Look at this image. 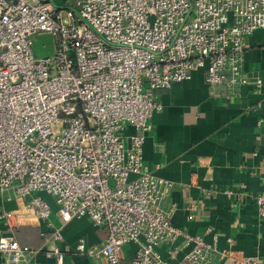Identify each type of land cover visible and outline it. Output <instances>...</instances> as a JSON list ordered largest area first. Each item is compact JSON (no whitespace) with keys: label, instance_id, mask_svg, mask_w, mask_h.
<instances>
[{"label":"built area","instance_id":"built-area-1","mask_svg":"<svg viewBox=\"0 0 264 264\" xmlns=\"http://www.w3.org/2000/svg\"><path fill=\"white\" fill-rule=\"evenodd\" d=\"M58 1L0 0V194L31 196L26 207L48 227L54 224L47 196L64 222L88 217L106 227L100 246L84 238L76 244L78 254L99 263L173 264L190 246L182 261L192 264H264L258 254L220 249L211 226L208 241L174 225L163 206L173 182L143 154L150 118L161 109L157 89L198 69L212 96L231 99L251 82L246 51L250 37L264 30V0ZM36 33L53 35L54 54L34 55ZM252 82L261 89L260 77ZM261 169L254 199L264 216V158ZM18 215L0 210V222L10 226ZM61 239L56 228L52 245L38 249L0 232L3 264H37L40 252L65 264ZM129 243L137 249L125 259Z\"/></svg>","mask_w":264,"mask_h":264},{"label":"crops","instance_id":"crops-1","mask_svg":"<svg viewBox=\"0 0 264 264\" xmlns=\"http://www.w3.org/2000/svg\"><path fill=\"white\" fill-rule=\"evenodd\" d=\"M244 68L251 82L242 85L231 99L212 96L201 69L195 70L188 80L157 89L156 101L161 109L150 118L152 129L147 133L143 154L145 163L157 175L173 182L163 206L171 209L174 225L189 234L204 235L208 241L212 240V233H206V228L211 226L213 233L218 234L220 249L258 254L264 259V216H260L254 199L263 187L264 30L250 37ZM257 77L263 80L259 90L252 82ZM133 130L128 127L126 132ZM227 188L233 190L231 197L224 193ZM30 197L13 192L0 194V210L19 213L10 226L0 222V232L14 235L16 231L22 243L47 248L52 245L53 231L61 228L63 239L57 244L65 252V264H105L78 254L76 244L84 238L87 245L100 246L107 236L106 227L94 225L88 217L64 222L47 196L53 203L50 219L54 224L48 227L46 221L36 218L26 207ZM192 203L194 209L190 208ZM45 233L51 234L46 240ZM182 242L179 239L176 244ZM136 249L135 243L125 245L122 257L129 259ZM158 250L170 260L166 246ZM186 250L171 262L192 264L182 261ZM34 260L37 264H56L54 257L43 252Z\"/></svg>","mask_w":264,"mask_h":264},{"label":"rangeland","instance_id":"rangeland-1","mask_svg":"<svg viewBox=\"0 0 264 264\" xmlns=\"http://www.w3.org/2000/svg\"><path fill=\"white\" fill-rule=\"evenodd\" d=\"M59 5L60 1L54 0ZM33 39V52L36 57H45L54 54L55 39L50 33H36Z\"/></svg>","mask_w":264,"mask_h":264},{"label":"trees","instance_id":"trees-1","mask_svg":"<svg viewBox=\"0 0 264 264\" xmlns=\"http://www.w3.org/2000/svg\"><path fill=\"white\" fill-rule=\"evenodd\" d=\"M16 233H17V232L15 231V232H14V236L18 239ZM44 235H45L44 238H45V240H46V238H49L51 234L48 235L47 233H45ZM18 240H19V239H18ZM19 242H20L21 244H24V242L22 243L20 240H19ZM24 245H28V244H24ZM29 246H30V245H29ZM35 248H38V249H44V247H43V248H41V247H35Z\"/></svg>","mask_w":264,"mask_h":264}]
</instances>
